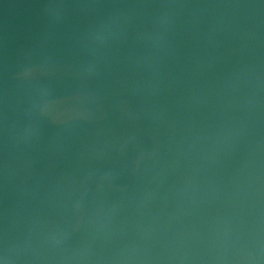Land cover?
Instances as JSON below:
<instances>
[{"label":"water","instance_id":"1","mask_svg":"<svg viewBox=\"0 0 264 264\" xmlns=\"http://www.w3.org/2000/svg\"><path fill=\"white\" fill-rule=\"evenodd\" d=\"M5 264H264V0H0Z\"/></svg>","mask_w":264,"mask_h":264},{"label":"clouds","instance_id":"2","mask_svg":"<svg viewBox=\"0 0 264 264\" xmlns=\"http://www.w3.org/2000/svg\"><path fill=\"white\" fill-rule=\"evenodd\" d=\"M0 264H5V261L3 259H0Z\"/></svg>","mask_w":264,"mask_h":264}]
</instances>
